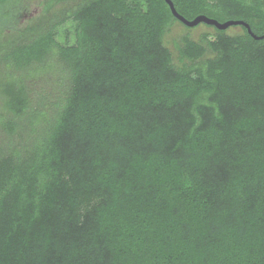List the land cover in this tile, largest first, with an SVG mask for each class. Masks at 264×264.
Listing matches in <instances>:
<instances>
[{"label":"trees","instance_id":"trees-1","mask_svg":"<svg viewBox=\"0 0 264 264\" xmlns=\"http://www.w3.org/2000/svg\"><path fill=\"white\" fill-rule=\"evenodd\" d=\"M171 1L248 27L177 62L165 0L0 27V264H264V0Z\"/></svg>","mask_w":264,"mask_h":264},{"label":"rangeland","instance_id":"rangeland-1","mask_svg":"<svg viewBox=\"0 0 264 264\" xmlns=\"http://www.w3.org/2000/svg\"><path fill=\"white\" fill-rule=\"evenodd\" d=\"M79 0H63L55 3L49 11H44L43 0H21L16 5L11 2L9 5L0 7V27L12 26L17 23L16 26L24 27L28 23H32L40 19L42 16H52L60 12L64 8H68ZM75 23L72 20H68L65 24L58 27L56 38L61 42H71L74 38ZM227 32L236 33L240 32L239 26H229ZM203 33L211 35L214 33V29L204 23L191 26L189 29L185 28L179 22H175L170 26L168 31L164 35V42L166 46L171 50L174 56L175 62H177V49L175 47L176 41L183 34H189L191 38L198 39Z\"/></svg>","mask_w":264,"mask_h":264},{"label":"water","instance_id":"water-1","mask_svg":"<svg viewBox=\"0 0 264 264\" xmlns=\"http://www.w3.org/2000/svg\"><path fill=\"white\" fill-rule=\"evenodd\" d=\"M165 1L169 5L172 14L180 22H182L184 25L189 26V27L194 26V25H197L199 23H204V24H207V25H212V26L216 27L217 29H226L229 26L236 25V24H244V25H247L246 23H244L243 21H240V20H227V21H224V22H219V21H217L214 18H210V17H207V16L202 15V14L195 16L191 20H188V19H186L185 17H183L182 15H180L176 11V9H175V7L173 5V2L171 0H165ZM247 27H248V25H247ZM248 31L250 32V29L249 28H248Z\"/></svg>","mask_w":264,"mask_h":264},{"label":"flooded vegetation","instance_id":"flooded-vegetation-1","mask_svg":"<svg viewBox=\"0 0 264 264\" xmlns=\"http://www.w3.org/2000/svg\"><path fill=\"white\" fill-rule=\"evenodd\" d=\"M15 2H17V1H15ZM20 2H21V0H20ZM17 3H19V2H17ZM15 5H16V3H14Z\"/></svg>","mask_w":264,"mask_h":264}]
</instances>
